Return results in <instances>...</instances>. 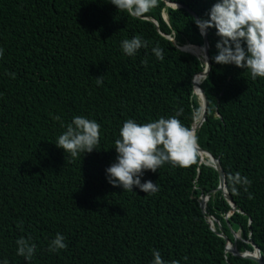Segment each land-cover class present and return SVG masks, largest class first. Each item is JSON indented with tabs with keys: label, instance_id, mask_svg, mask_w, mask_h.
Returning a JSON list of instances; mask_svg holds the SVG:
<instances>
[{
	"label": "trees",
	"instance_id": "16d2710c",
	"mask_svg": "<svg viewBox=\"0 0 264 264\" xmlns=\"http://www.w3.org/2000/svg\"><path fill=\"white\" fill-rule=\"evenodd\" d=\"M171 1L199 19H208L217 2ZM195 21L188 9L165 0L139 18L109 0H0V259L152 264L158 250L167 264H259L225 251L219 224L213 230L208 222L212 215L230 241L231 231L240 230L239 252L252 251L253 243L264 260V78L252 80L247 69L215 63L220 37L214 27L207 29L211 64L200 83L206 118L194 135L220 160L236 210L225 218L232 208L221 190L213 192L218 171L198 154L186 167L145 170L142 182L157 183L155 194L124 191L106 179L125 120L142 124L182 108L179 119L191 129L200 114L193 77L205 64L177 47L203 46ZM134 36L147 47L129 57L120 42ZM154 47L163 49L162 60ZM57 115L65 125L78 115L95 119L98 150L72 158L57 147L64 131ZM236 173L250 184L233 187ZM207 194L203 213L200 200ZM57 233L68 246L50 252ZM21 237L36 245L30 261L17 255Z\"/></svg>",
	"mask_w": 264,
	"mask_h": 264
},
{
	"label": "clouds",
	"instance_id": "9594fccd",
	"mask_svg": "<svg viewBox=\"0 0 264 264\" xmlns=\"http://www.w3.org/2000/svg\"><path fill=\"white\" fill-rule=\"evenodd\" d=\"M109 2L119 11L127 12L136 18L142 17L156 5V0H109ZM207 15L208 19H198L195 22L202 35L207 29L214 27L217 36L220 37L216 43L218 52L212 58L215 63L247 69L250 71L252 80L264 78V0H217ZM120 47L124 54L134 57L139 49L147 47V43L140 36H134L123 39ZM152 52L157 59L164 58L163 49L160 47H154ZM3 55L4 49L0 48V58H3ZM8 75L13 78L15 76L14 73H8ZM97 83H103L100 77L97 78ZM182 113L181 108L175 115L167 118L161 116L142 124L131 118L125 120L119 129V138L115 141L116 160L105 170L108 182L113 186L121 187L124 191L134 192L133 189L136 187L150 195L158 192L159 187L151 180L142 182L145 170L156 172L165 164H171L173 167L188 166L197 155V138L193 131L179 119ZM54 119L60 121L64 129L57 137L55 145L63 149L70 157L76 158L80 153L98 150L101 125L95 119L78 115L66 125L59 115ZM202 162H209L208 158L204 156ZM231 183L235 187L248 185L250 181L247 177L236 173ZM206 196L209 199L208 194L201 198ZM235 210L228 212L225 218L228 219ZM209 218L217 219L212 215L208 216ZM217 221L214 223L217 222L220 225L218 219ZM231 232L237 233L236 240L241 239L240 230ZM65 240L62 234L57 233L49 243V251L59 252L66 249L68 245ZM15 243L17 255L30 261L36 252V245L31 243V237H21ZM0 264H9V262L7 259H0ZM152 264H167L160 251L153 250ZM172 264H178V262L173 261Z\"/></svg>",
	"mask_w": 264,
	"mask_h": 264
},
{
	"label": "water",
	"instance_id": "95a60500",
	"mask_svg": "<svg viewBox=\"0 0 264 264\" xmlns=\"http://www.w3.org/2000/svg\"><path fill=\"white\" fill-rule=\"evenodd\" d=\"M165 1L170 6L184 7L186 9H188L195 16L196 20L199 19L198 16L194 12H192L186 5H183L180 2H173L171 0H165ZM165 18H166V16H165ZM154 22L157 24V22L155 20H154ZM207 35H208V31L206 30L205 34H203V38H204L203 46L200 47L201 49H203V53H204L203 58H204L205 67H204V69L201 72H198L193 77V87L195 86L194 81L198 77V75L199 76L202 75L203 78H205L206 75L209 72V69H210V64L211 63H210V58H209V53H208L209 44H208ZM167 37L170 38V39H173L170 36H167ZM188 45L189 44H185L183 46H177V47L179 49L183 50V51H189V50H186V48H185ZM190 53H192V52H190ZM192 54H194V53H192ZM200 83H198L197 90H195V89L193 90L194 93L198 96V99L200 101V106H201L200 114L195 118L194 124L191 127V130L193 131V134H195L196 129L198 127H200L201 124L203 123V121L205 120V118H206V109H207V104H208L207 96H206L203 88L200 86ZM197 149H198L197 154L200 157V161L201 162L203 161V153H204L205 156L208 158V161H209V162H206V163H210L218 171V174H219V185L213 191L221 190L223 195H224V197H225V199L230 203V205L232 207V210H235L236 209V205H235L233 199L231 198V196L229 195V193H228V191L226 189L225 174H224L223 168L221 166L220 160L218 158H215L210 152H208L207 150H204L203 148L199 147L198 145H197ZM207 200H208V197L206 196L204 198H201V201H200V208H201L203 213H206ZM214 221H217V219H214V218H209L208 219V222H210L213 230H215L214 227H213ZM219 227H220V231L218 232V234L221 235L226 241V246H225V251L226 252H230L233 255H236V256H239V257L250 258V259H253V260L257 261L259 264H264V260H263V258L261 256V251H260L259 247H257L255 244H252L253 245V250L252 251L246 250V251H243V252H239L237 250V248H236V239L238 238L237 233H235V232L233 233L234 241L231 242L228 239V237L224 234V232L222 231V227L220 225H219Z\"/></svg>",
	"mask_w": 264,
	"mask_h": 264
},
{
	"label": "bare ground",
	"instance_id": "6f19581e",
	"mask_svg": "<svg viewBox=\"0 0 264 264\" xmlns=\"http://www.w3.org/2000/svg\"><path fill=\"white\" fill-rule=\"evenodd\" d=\"M186 50H189L190 52L194 53L197 57H199L203 62H204V58H203V49H201L200 47L198 46H193V45H188L187 47H185ZM203 79V76H199L195 79L194 81V89L197 90V86H198V83L201 82V80ZM205 154L203 153V158H204Z\"/></svg>",
	"mask_w": 264,
	"mask_h": 264
},
{
	"label": "rangeland",
	"instance_id": "374dc122",
	"mask_svg": "<svg viewBox=\"0 0 264 264\" xmlns=\"http://www.w3.org/2000/svg\"><path fill=\"white\" fill-rule=\"evenodd\" d=\"M165 16H166V14H165Z\"/></svg>",
	"mask_w": 264,
	"mask_h": 264
}]
</instances>
